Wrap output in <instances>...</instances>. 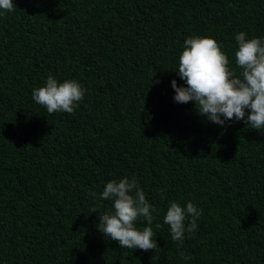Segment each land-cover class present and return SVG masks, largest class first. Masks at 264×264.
Segmentation results:
<instances>
[{
    "label": "trees",
    "instance_id": "obj_1",
    "mask_svg": "<svg viewBox=\"0 0 264 264\" xmlns=\"http://www.w3.org/2000/svg\"><path fill=\"white\" fill-rule=\"evenodd\" d=\"M13 4L0 10V264H264V128L212 123L171 84L185 86L192 36L214 38L239 72L235 35L264 40V0ZM49 75L85 89L72 114L33 100ZM124 177L155 210V250L98 228L114 203L100 193ZM172 201L202 209L182 244L164 224Z\"/></svg>",
    "mask_w": 264,
    "mask_h": 264
},
{
    "label": "clouds",
    "instance_id": "obj_2",
    "mask_svg": "<svg viewBox=\"0 0 264 264\" xmlns=\"http://www.w3.org/2000/svg\"><path fill=\"white\" fill-rule=\"evenodd\" d=\"M0 10H14L13 0H0ZM238 50L235 52L236 68L229 67V58L217 41L208 36H192L184 41L176 70L185 86L171 81L177 103L195 102L198 115L217 125L232 120H243L253 129L264 128V40L247 38L241 31L235 35ZM85 89L76 80L59 82L49 75L46 85L32 92L33 100L46 108L48 114L65 112L72 114L83 100ZM246 110H249L246 115ZM96 198L95 192L90 193ZM99 198L113 201V211L100 215L99 230L106 238L118 241L127 249L155 250L158 246L151 225L156 217L154 208L146 199L137 180L124 177L106 183ZM163 198V197H162ZM92 211H98L93 208ZM91 211V212H92ZM202 215L192 202L186 207L172 201L164 216V224L170 228L172 241L183 243L185 233H195L197 221ZM146 221L140 230L138 221ZM159 228L160 224L157 223ZM180 255L184 259L190 257Z\"/></svg>",
    "mask_w": 264,
    "mask_h": 264
}]
</instances>
